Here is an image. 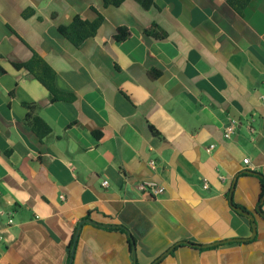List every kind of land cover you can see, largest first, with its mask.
I'll return each instance as SVG.
<instances>
[{"label":"crops","instance_id":"obj_1","mask_svg":"<svg viewBox=\"0 0 264 264\" xmlns=\"http://www.w3.org/2000/svg\"><path fill=\"white\" fill-rule=\"evenodd\" d=\"M154 2L0 0V264H69L82 220L115 226L84 221L72 264H264V0L242 12L229 0ZM93 3L103 21L76 46L59 26L94 20ZM152 23L164 38L145 32ZM35 51L73 98L53 101L14 67ZM24 103L49 135L27 125ZM145 178L165 191L141 193ZM231 201L255 214L253 238Z\"/></svg>","mask_w":264,"mask_h":264},{"label":"trees","instance_id":"obj_2","mask_svg":"<svg viewBox=\"0 0 264 264\" xmlns=\"http://www.w3.org/2000/svg\"><path fill=\"white\" fill-rule=\"evenodd\" d=\"M124 0H102L104 6H118ZM140 3V5L149 9L153 5H155L154 0H136ZM249 0H229V3L237 9L239 12H242V9L247 5ZM93 10L96 11L97 17L94 20H88L81 15H76L72 19V21L68 25L59 26V32L69 39L76 46H80L86 39L94 36L97 32V29L101 25L103 21V15L100 13L99 8L95 3L91 4ZM26 15V13H25ZM145 32L150 35H154L159 38H164L166 36V32L160 28L157 23H152L148 27L145 28ZM130 36L129 28L125 26H120L117 28V32L115 34V39L118 41H122L127 39ZM14 67L17 69H26L29 73L34 75L41 83H43L50 92L51 99L53 101L58 99H71L73 98L72 94L65 93L60 91L55 85V70L53 67L45 60V58L39 54L38 52H33L32 57L25 62H16L13 63ZM4 70L0 67V72ZM28 109V112L25 116V122L27 125L42 139L51 133V126L36 112L37 105L34 103H24ZM247 171V170H246ZM244 171V172H246ZM260 175V174H259ZM262 176V175H260ZM262 180V179H261ZM264 196V179L261 184V192L259 198V205L257 207L258 211L263 215L264 212L261 208L262 197ZM231 207L237 211V208H241L245 211H248L244 206H241L234 201H231ZM240 213V212H239ZM118 229L125 230L129 234V241L131 245H135L134 238L127 231V229L122 225H116ZM250 240V238L246 239ZM188 243L192 246L201 247L202 245L193 243L191 241H181V243Z\"/></svg>","mask_w":264,"mask_h":264},{"label":"built area","instance_id":"obj_3","mask_svg":"<svg viewBox=\"0 0 264 264\" xmlns=\"http://www.w3.org/2000/svg\"><path fill=\"white\" fill-rule=\"evenodd\" d=\"M262 100L264 101V97L262 96ZM236 128V121L234 119L230 120L229 124L226 126L225 128V132H224V136L226 138H230L232 133L234 132ZM215 146V144H211L207 147V151H211V149ZM244 163H249V158L246 157L243 159ZM149 164L152 168H154L155 166V161L150 160ZM108 181L104 180L103 181V185H107ZM204 184L205 186H208L207 183V179H204ZM136 188L143 194H147L150 196H158L160 194H162L165 191V187L162 183H159L157 180L153 179V178H145L140 180L137 185ZM1 237V236H0Z\"/></svg>","mask_w":264,"mask_h":264},{"label":"water","instance_id":"obj_4","mask_svg":"<svg viewBox=\"0 0 264 264\" xmlns=\"http://www.w3.org/2000/svg\"><path fill=\"white\" fill-rule=\"evenodd\" d=\"M235 179H236V176H235ZM233 188H234V184L232 186V190H233ZM232 190L230 192V199H231ZM237 211L240 212V213H242V214H244V215H246V216H248L251 219L252 236L250 238H253L254 235H255V231H256L255 214L254 213H251V212H248V211H245V210H243L241 208H237ZM84 221H90V222H93L95 224H99V225H102V226H115V224H103V223H98V222H95V221H92V220H82V221H80L79 224H78L76 233L74 235V241H73L72 248H71V257H70V260H69V264H72V262H73V255H74V250H75V245H76V242H77V238H78V235H79V230H80L81 225H82V223ZM245 239H247V238H235L233 240L241 241V240H245ZM226 241H228V240H224V242H226ZM131 252H132L133 260H135L136 253H135V245L134 244L132 245Z\"/></svg>","mask_w":264,"mask_h":264}]
</instances>
